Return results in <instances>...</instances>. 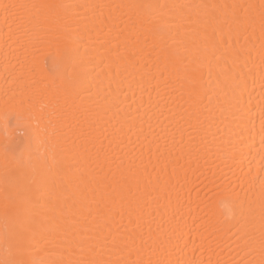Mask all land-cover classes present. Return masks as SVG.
Returning <instances> with one entry per match:
<instances>
[{"label":"bare ground","instance_id":"1","mask_svg":"<svg viewBox=\"0 0 264 264\" xmlns=\"http://www.w3.org/2000/svg\"><path fill=\"white\" fill-rule=\"evenodd\" d=\"M4 4L0 264H264V0Z\"/></svg>","mask_w":264,"mask_h":264},{"label":"snow or ice","instance_id":"2","mask_svg":"<svg viewBox=\"0 0 264 264\" xmlns=\"http://www.w3.org/2000/svg\"><path fill=\"white\" fill-rule=\"evenodd\" d=\"M0 7L3 8L5 12V17L7 20V16L9 13L10 9H18V8H25L28 7L27 5H17V4H4L0 5ZM35 7V6H32ZM41 7L47 8V9H54L56 6L55 5H42ZM67 8V6H64ZM145 7L151 8L152 6L146 5ZM261 27L262 30H264V18H262L261 22ZM76 65L71 64L68 69H66V76L69 79H72L76 75ZM4 122H5V130L7 131L8 129L16 128L19 126V116L15 113L11 112H6L4 114ZM6 150H8V146L6 145ZM262 184H264V181H262ZM14 214V209H6V215H11ZM9 264H14V262H9ZM80 264H105L103 261H95V260H90V261H83L80 262Z\"/></svg>","mask_w":264,"mask_h":264}]
</instances>
